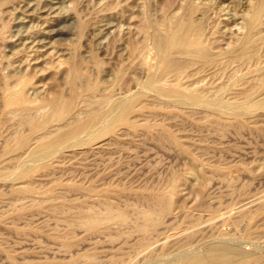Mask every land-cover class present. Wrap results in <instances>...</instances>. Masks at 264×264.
<instances>
[{
	"label": "rangeland",
	"instance_id": "374dc122",
	"mask_svg": "<svg viewBox=\"0 0 264 264\" xmlns=\"http://www.w3.org/2000/svg\"><path fill=\"white\" fill-rule=\"evenodd\" d=\"M257 1L0 0V264H178L220 246L264 264V13L256 56L214 65L240 52ZM169 15L209 54L155 53ZM57 97L71 106L46 124ZM107 211L93 229L68 220Z\"/></svg>",
	"mask_w": 264,
	"mask_h": 264
},
{
	"label": "bare ground",
	"instance_id": "6f19581e",
	"mask_svg": "<svg viewBox=\"0 0 264 264\" xmlns=\"http://www.w3.org/2000/svg\"><path fill=\"white\" fill-rule=\"evenodd\" d=\"M252 8H253L252 15L247 20V29H248L247 33L244 36V38L241 39L239 41V43H237L238 44L237 49L240 52L239 53H236V52L231 53L230 52V56L227 58L226 62H223V63L215 62L214 65L216 67V70L224 69L228 64V61L242 62V61L251 60L256 56V53H257L256 49H250V46L256 40V31L255 30L260 23V17L262 15V13H264V0H258ZM185 9H186V14H191L194 11V6L191 4H188L185 7ZM187 17H189V16H187ZM146 24L144 26L145 28H146ZM152 27H153V30L150 33H148V36L151 38V41L153 44L151 48L154 50L155 53H157L158 55H160L162 57H167L172 52L175 51V52L183 53V54L184 53L192 54L193 60L196 62H199L198 59L203 58L206 54H209V48L205 47L201 44V27L195 23L188 21L182 15H169L163 19V21L160 23V25L154 24V25H152ZM157 63H159V62H157ZM201 64L203 66L206 63L203 62ZM163 66L165 67V70L167 73H172V75H174V76H181V75L185 76L184 71L187 67L186 63L178 61L177 59L169 58L163 62ZM74 76H75V71H74V75L72 77L74 78ZM180 98L181 99L194 100L193 97H190L184 93L180 94ZM73 99H75V97H73ZM24 100H25V98L23 99V97H21V91L20 90L13 92V93L12 92H6V94H5V102H6L5 105H7V107L11 110H15V109L17 110L18 108L25 107ZM73 102H74V100H73ZM48 104L50 105V112H49V114H47L48 117L45 116L44 121L46 122V124L50 123V122L62 120L64 115L67 113V110L71 106L70 100H65L61 97H57V98H54L53 100H51L50 102L44 104L43 106H40V108H38V109L41 110L45 107V105H48ZM132 105H133V103L127 105V107L125 108L122 115H124V113H126V111L128 112V110L132 108L131 107ZM97 116H98L97 114L91 115L90 119L88 120L87 123H89V124L93 123L95 121V119L97 118ZM38 118L39 117H37V119ZM39 121L37 120V122H39ZM41 121H42V118H41ZM32 124L35 125L37 123L33 122ZM82 127H83V124H79L77 127H75V130L82 129ZM51 132L46 133L44 135V137L49 135ZM56 140L57 139H52V140H49L47 142H44L42 144V146L46 149H50L53 146V144L56 142ZM56 184L57 183H55L52 188L57 189ZM59 185L61 186V184H59ZM174 185L175 184H173V186ZM70 186H72V185H70ZM173 186L171 185L170 188H172ZM75 187L80 188V186H78V185ZM22 188L23 187H21V189ZM58 188H59V186H58ZM28 190L29 189L27 187V191ZM18 191H19V189H18ZM21 191L23 192V190H21ZM29 191H31V189ZM16 193H17V190H16ZM161 202H162V200H161ZM160 204H162V203H160ZM165 206H167L166 203H165ZM109 211H107L103 214L98 213L99 215H97V214H91L88 216L80 215L79 217L77 215L69 216L68 220H69V223H71L70 219L74 220L77 218L79 220V222H82L83 224L88 226L90 229H93V228H97L100 223L105 222L111 218V214ZM91 213H92V211H91ZM154 215H156V214L154 213ZM61 217H62V214H61ZM115 217L117 219L122 218V216L118 212L115 213ZM150 224H151V222H150ZM246 253L245 252L241 253L238 250L234 249L233 247L229 248V246L228 247L220 246L218 248H212L209 251L204 250V252H201V253L197 252V253H191V254L184 255L183 258L180 259L178 264H249V261L252 258H254V256L250 255L248 253L246 254ZM88 258H90V256ZM173 263L168 262V264H173Z\"/></svg>",
	"mask_w": 264,
	"mask_h": 264
}]
</instances>
